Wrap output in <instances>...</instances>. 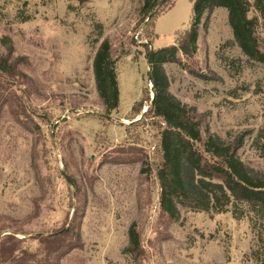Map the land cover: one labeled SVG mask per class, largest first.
<instances>
[{
	"label": "rangeland",
	"instance_id": "1",
	"mask_svg": "<svg viewBox=\"0 0 264 264\" xmlns=\"http://www.w3.org/2000/svg\"><path fill=\"white\" fill-rule=\"evenodd\" d=\"M170 4L148 19L143 0H0V58L10 49L16 65L12 75L0 72V238L12 235L37 252L36 237L64 229L76 205L80 247L60 264H264V231L244 204L232 202L225 213L180 207L174 219L159 208L164 127L144 117L147 55L176 45L192 8L191 0ZM103 40L119 86L109 115L92 71ZM196 45L191 59L164 65L170 93L220 141L242 136L238 157L264 176V65L236 46L225 9L213 10ZM132 223L139 258L126 250Z\"/></svg>",
	"mask_w": 264,
	"mask_h": 264
},
{
	"label": "trees",
	"instance_id": "2",
	"mask_svg": "<svg viewBox=\"0 0 264 264\" xmlns=\"http://www.w3.org/2000/svg\"><path fill=\"white\" fill-rule=\"evenodd\" d=\"M143 0V16L151 15L161 2L173 0ZM191 23L189 29L170 45L148 53L149 71L147 92L149 106L144 117L151 115L163 125L159 133L158 153L160 163L155 170L159 184V208L170 219L178 215L180 207L196 211L213 210L228 212L232 202L244 204L253 213L264 231V176L251 172L240 160L237 153L243 144V137L223 142L204 128L202 115L194 107L178 101L169 91V79L165 64H182L191 59L197 50L200 28H206L213 10L225 9L227 23L233 40L241 53L250 61L264 65V0H191ZM254 11L255 16L249 17ZM11 50L0 58V72L14 74L15 64H10ZM92 71L98 98L109 115L119 106V86L116 61L112 59L111 47L103 40L94 55ZM189 74L197 77L193 71ZM150 94L153 95L151 98ZM142 105L135 112L141 114ZM143 165L142 159L135 158ZM140 173L144 174L142 169ZM75 188V200L79 193L76 181L68 177ZM70 223L53 235H38L39 250L29 253L21 249V241L12 235L0 238V264H60V260L72 250L80 247V223L83 211L71 207ZM233 216L239 217L235 211ZM132 256L141 254L139 234L132 223L128 229V246ZM42 256L40 259L38 257Z\"/></svg>",
	"mask_w": 264,
	"mask_h": 264
},
{
	"label": "water",
	"instance_id": "3",
	"mask_svg": "<svg viewBox=\"0 0 264 264\" xmlns=\"http://www.w3.org/2000/svg\"><path fill=\"white\" fill-rule=\"evenodd\" d=\"M151 98H153V95L151 96ZM145 112V111H144Z\"/></svg>",
	"mask_w": 264,
	"mask_h": 264
}]
</instances>
